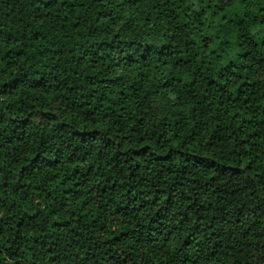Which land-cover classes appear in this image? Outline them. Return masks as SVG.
Returning a JSON list of instances; mask_svg holds the SVG:
<instances>
[{
	"label": "trees",
	"instance_id": "obj_1",
	"mask_svg": "<svg viewBox=\"0 0 264 264\" xmlns=\"http://www.w3.org/2000/svg\"><path fill=\"white\" fill-rule=\"evenodd\" d=\"M16 2L19 5L22 0ZM149 3L150 8L144 0H26L24 7H10L0 15V52L3 53L0 59L12 65L13 54L24 57L26 51L33 49L41 66L33 68L29 64L27 70L12 79L17 85L31 80L29 87L38 88L45 95L51 93L52 99L59 96L65 101L70 99L64 94H71L73 89L64 72L82 75L88 84L119 88L116 100L111 96L105 99L110 109L105 111V118L119 117L137 109L143 111L137 99L139 90L134 84L122 87L121 81L136 78L146 83L151 81L158 85L157 94L167 86V101L161 103L172 105L164 117L165 121L173 123L169 132L171 146L157 152L151 162L138 159L137 174L141 167L152 165H156V174L161 179L171 174L174 169H168V161L184 151L183 146L176 147L177 137L184 131L183 128L180 132L175 130L181 124L176 116L184 113L194 119L192 113L201 114L199 105L212 104L214 111L203 113L208 123H215L209 140L215 147L231 151L232 160L224 167L239 169L241 179L238 180L237 174L225 172L221 177L224 183L201 186L198 198L205 203L199 205V216L192 209L196 201L186 199L183 215L175 223H169L174 214L169 201L175 203L171 191L165 192L163 197L151 194L149 200H145L143 189L137 194L129 187L123 195L113 197V192L119 190L114 178L104 176L107 183L88 186L93 174L99 180L103 173L96 161L88 163L87 168L83 166L90 155L85 151L70 149L66 152L56 147L51 159L37 152L18 172L9 168L0 178V210L4 213L0 215V253H6L8 258L0 260V264L9 261L22 264L25 260L29 264H128L132 260L135 264L136 257L146 255L139 250L141 248L151 252L145 264H193L188 246L201 243L204 228L210 235L204 236L209 242L203 250L196 249L202 257L200 264H221L220 258L226 248L232 247L230 241L237 234L241 239L260 234L254 229L264 225V179H260L264 177L261 163L264 158V86L253 77L264 75V4L259 0H163L162 4L159 0L156 3L149 0ZM116 25L119 31L115 30ZM140 29L145 30L143 41L121 39L132 32L139 34ZM153 31L155 42L148 35ZM128 44L142 48L138 56L126 51ZM122 63L127 65L124 75H114L113 71L96 75L98 65L120 69ZM72 64L78 67H70ZM189 67L193 70L189 71ZM5 71L6 67H0V74ZM182 85L187 86L185 91H181ZM201 88L211 99L209 96H205L203 102L197 99V95L202 94L198 91ZM31 115L9 118L14 127L6 143L24 139L15 135L22 126L17 121L26 122ZM146 118L150 119L147 113L139 117L140 121ZM184 123H190V119ZM191 135L190 143H195V127ZM116 144V151L104 165L112 169L114 175L127 165V174L132 177L131 164L123 154L130 151L136 158L141 148L150 149L152 145L143 143V138L140 146L131 150L119 141ZM242 154H245L243 158ZM38 159L51 175L33 183L34 174L41 171L33 166ZM156 192L161 189L157 188ZM100 200L103 203L98 202ZM233 204L234 209L225 210ZM146 209H150L151 214L141 219ZM206 216L211 217L212 222L202 219ZM128 219L135 220L136 224L126 225ZM178 234L182 239L177 238ZM165 241L175 249L170 256L162 252ZM240 251L243 249L237 248V252ZM123 253L126 255L121 256ZM231 264L237 261L232 260ZM243 264H252V261L245 260ZM256 264H264V251L257 255Z\"/></svg>",
	"mask_w": 264,
	"mask_h": 264
},
{
	"label": "clouds",
	"instance_id": "obj_2",
	"mask_svg": "<svg viewBox=\"0 0 264 264\" xmlns=\"http://www.w3.org/2000/svg\"><path fill=\"white\" fill-rule=\"evenodd\" d=\"M144 2L149 8L151 7L149 0H144ZM156 2L157 0H151V3ZM159 2L162 4L163 0H159ZM259 2L264 4V0H259ZM25 3L26 0H22L19 5H17L16 0H0V15L9 11L10 7L22 8ZM15 14V11H13L12 15L15 16ZM23 14L21 12V15ZM16 27H19V24ZM115 30H120L119 25L115 26ZM148 35L151 37L152 42H155L154 31L148 33ZM101 38L107 39V37ZM121 39L125 41H143L145 30L140 29L139 34L137 32L125 34ZM141 50L142 48L139 45H126V51L133 56H138ZM29 53H32V55H29ZM2 55L3 53L0 52V57ZM11 59L13 60L12 65H7L6 59H0V67H6V71L0 74V168L3 169L0 171V178L5 175L9 168L14 173L18 172L20 166L28 163V158L37 152L42 157L46 156L51 159L52 151L56 147H60L66 152L70 149L83 150L86 154H90L89 160L83 166L87 168L88 163L96 161L103 173L99 180L95 178L96 174H93L89 187L92 184L107 183V180L104 179V176H107L116 179L119 185V190L113 192V197L123 195L129 187L134 188L137 194H140L141 189H143L145 200H149L151 194L163 197L165 192L171 191L175 197V203L169 201L174 209L173 217L169 223H175L183 215L182 209L185 207L186 199L196 201L192 204V209H195L196 216H199V205L205 203L204 200L198 198L201 186L213 187L218 183H224L225 181L221 177L225 172L237 174L238 180L241 179L238 176L239 169L224 167L232 160L231 151L225 152L215 147L212 141L209 140L215 123H208V117L204 116L203 113L213 112L212 104L202 103L199 105L198 108L201 114L197 116L196 113H192L194 119L186 117L184 113L176 116L181 124L175 130L180 132L181 128L184 129L183 134L177 137L176 147L183 146L184 151L179 152L175 158L168 161V169H174L171 174L164 175L161 179L156 174V165L149 168L141 167L137 174L138 159L142 158L144 161L151 162L156 158L157 152H164L171 146L169 132L173 129V123L165 121L164 117L168 115L172 105L170 102L161 103V101H167V86L157 94L158 85L151 81L146 83L139 80V78L121 81L120 86L126 87L128 84H134L139 90L137 99L143 111L137 109L127 111L119 117L108 116L105 118V111L110 110L105 104V99L107 96H111L113 100H116L119 88L113 89L109 85L106 89L100 84H88L84 81L82 75H70L64 72L63 75L69 76L71 81L69 86L73 89L71 94H64L69 95L70 99L65 101L63 96L52 99L51 93L45 95L40 89L29 87L28 85L32 83L31 80H25L24 83L17 85L12 79L18 73L27 70L29 64H32L33 68L41 66V62L35 56L33 49L26 51L24 57H17L13 54ZM65 67H69V65H65ZM70 67L77 68L78 66L72 64ZM101 69H105V71H101ZM126 69L127 65L123 63L120 69H109L106 64H102L97 66L96 75H106L107 71H113L114 75L121 76L125 74ZM192 70V67H189V71ZM80 71L82 72L83 68ZM253 78L259 79L261 85L264 86V75L254 76ZM160 83H163V81ZM65 84H68V81H65ZM186 88L187 86L182 85L181 91H185ZM198 91L202 94L197 95V99L203 102L205 96H209V93L204 92L202 88ZM209 92H211V89H209ZM102 93H104L103 96ZM209 99H211L210 96ZM72 100H75L76 103L72 104ZM146 105L150 107H145ZM40 109H47V111H38ZM29 113L32 115L28 121H17L22 126L17 128L15 135H21L24 139L20 141L13 140L11 144L6 143V138L11 134V129L14 127L9 118L12 116H28ZM145 113L150 119L146 118L144 121H140L139 117L145 115ZM186 119H190V123L185 124ZM113 120L116 122L113 123ZM219 122L216 121V123ZM193 127L196 130V142L190 143L193 140L191 135ZM96 129H99V131L97 132ZM109 137H111V140ZM141 138H143V143L151 144L152 147L150 149L141 148L140 156L136 158L131 156L130 151L123 154L131 164L133 176H128L129 167L127 165L121 167L118 173L114 175L113 170L104 165V161L110 160L113 152L116 151V142L119 141L120 144H124L126 148L131 150L140 146ZM190 152L199 154L192 155L189 154ZM68 154H71V152H68ZM243 155L245 154H242L241 158H243ZM261 163L264 164V158H262ZM33 166L41 169V171L34 174L33 183L41 182L44 177L51 175V171L43 167L41 160L34 161ZM160 168H164L163 162H161ZM213 176H215V179H212ZM35 177L41 179L37 180ZM140 177L146 179L141 180ZM248 179L252 178L248 177ZM260 179H264V177ZM228 183H231V181L229 180ZM157 188L161 189V192H156ZM91 195L94 196L95 194ZM98 202L103 203V200ZM160 203H164L163 198H161ZM159 206L157 205V207ZM235 207V204L228 205L225 210L234 209ZM3 214V210H0V215ZM150 214L151 210L146 209L144 217H141V219L150 216ZM202 219L212 222L211 217L208 216ZM125 223L131 226L136 224V221L128 219ZM196 223L199 224L200 220H196ZM254 231H258L260 234L255 237L246 236L243 239L237 234L230 241L232 247L230 249L226 248L225 255L220 258L221 264H231L232 260H236L237 264H243L245 260H251L252 264H256L257 255L260 251H264V248L260 247L264 245V225L260 229H254ZM206 234L210 235L207 233V228H204V232L200 237L201 243L195 247L188 246L191 249L189 257L193 264H200L202 257L196 249L199 248L202 251L207 245L209 241L204 239ZM177 238L182 239V236L178 234ZM134 239L133 236V243ZM237 248L243 249V251L237 252ZM139 250L146 252V255L142 258L136 257L135 264H145V261L150 258L151 252L143 248ZM174 250V247L167 241L163 242L162 252L170 256ZM253 253H256V255H253ZM120 255L123 256L126 253ZM7 259L6 253H0V260L7 261ZM8 264H11V261ZM22 264H29V262L25 260ZM128 264H133L132 260Z\"/></svg>",
	"mask_w": 264,
	"mask_h": 264
}]
</instances>
